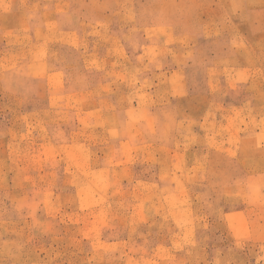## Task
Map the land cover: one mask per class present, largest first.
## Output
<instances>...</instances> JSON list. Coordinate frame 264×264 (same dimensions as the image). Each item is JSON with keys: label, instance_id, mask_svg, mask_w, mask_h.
<instances>
[{"label": "rangeland", "instance_id": "obj_1", "mask_svg": "<svg viewBox=\"0 0 264 264\" xmlns=\"http://www.w3.org/2000/svg\"><path fill=\"white\" fill-rule=\"evenodd\" d=\"M0 264H264V0H0Z\"/></svg>", "mask_w": 264, "mask_h": 264}]
</instances>
